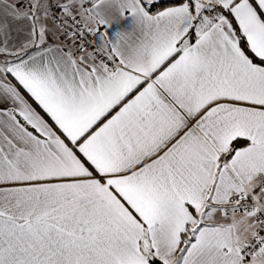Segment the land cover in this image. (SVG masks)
Returning a JSON list of instances; mask_svg holds the SVG:
<instances>
[{"label":"snow or ice","instance_id":"6c2138e0","mask_svg":"<svg viewBox=\"0 0 264 264\" xmlns=\"http://www.w3.org/2000/svg\"><path fill=\"white\" fill-rule=\"evenodd\" d=\"M0 264H264V0H0Z\"/></svg>","mask_w":264,"mask_h":264}]
</instances>
